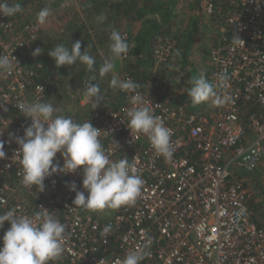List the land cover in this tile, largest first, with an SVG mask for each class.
<instances>
[{
	"label": "built area",
	"instance_id": "built-area-1",
	"mask_svg": "<svg viewBox=\"0 0 264 264\" xmlns=\"http://www.w3.org/2000/svg\"><path fill=\"white\" fill-rule=\"evenodd\" d=\"M197 7L211 26L205 73L213 84L218 74H227L228 87L216 91L230 99L217 106L213 97L201 109L190 110L137 89L143 104L171 130L170 160L156 154L147 136L126 126L127 111L142 106L132 103L135 93L122 91L119 109L92 113L93 101L73 92L71 100L59 104L58 92L52 94L36 81L25 61L24 51L35 42L38 24L0 15V55L11 58L12 53L20 66L0 74L5 152L0 159V214L15 209L18 215L33 216L47 210L66 224L65 250L51 264H115L140 250L148 253L140 264H264V228L253 220L252 196L243 179L264 162V0H197ZM235 34L244 44L233 42ZM175 45L173 38L161 39L154 49L156 62H168ZM25 99L53 103L61 110L58 114L77 123L91 120L109 132L100 137L106 154L113 161L126 156L144 181L135 203L102 211L75 206V192L69 190L73 181L87 196L82 168L46 178L43 192L23 186L18 145L9 134L22 136L31 123L14 106ZM62 105L71 109L69 114ZM77 108L85 112L83 118L73 112ZM54 163L63 165L60 153ZM109 225L110 232L103 234ZM9 227L6 221L0 229V246Z\"/></svg>",
	"mask_w": 264,
	"mask_h": 264
},
{
	"label": "clouds",
	"instance_id": "clouds-1",
	"mask_svg": "<svg viewBox=\"0 0 264 264\" xmlns=\"http://www.w3.org/2000/svg\"><path fill=\"white\" fill-rule=\"evenodd\" d=\"M23 11L21 3H10L9 0H0V15L11 17ZM51 15L49 7L42 8L37 13V22L41 25L47 22ZM98 21L103 22L106 18L100 16ZM235 44H244L239 35L235 34ZM109 49L111 56L105 59L98 70L94 67L95 58L86 50L81 51V42L76 41L71 47L57 44L48 55L55 61V66H73L77 62L86 66L87 70L94 73L84 83V95L92 99V109L99 107L103 99L99 84L93 83L99 77L112 73L115 69L114 61L126 56L129 45L126 37L113 29L110 33ZM37 47L31 54L39 56L43 51ZM20 67L16 57L12 55H0V74H10L14 68ZM228 76L226 73L218 74V82L210 83L205 77H190L187 96L193 105H198L215 97L213 103L222 105L230 99L229 96L217 94V88H226ZM110 85L114 89L133 92L132 103L136 106L127 111V127L131 133L147 136L151 147L157 155L170 160L173 151L170 144L171 130L164 125L159 117L152 114V109L143 104V98L137 89L140 85L130 78L120 80L113 76ZM41 88H43L41 86ZM19 113L31 121L24 128L22 136L9 134L14 138L18 149L22 184L25 187L43 192L45 179L53 174L67 175L75 173L82 168V186L87 192L77 189L73 181L69 190L75 192L73 204L90 211H102L104 209H118L121 206L134 204L140 195L144 183L140 175L136 174L134 164L124 159L113 161L106 154L100 137L101 131L93 126L91 120L83 123L74 122L71 117L58 114L61 110L43 100L18 101L14 105ZM113 140V138H112ZM114 142V141H113ZM115 143V142H114ZM116 144V143H115ZM117 145V144H116ZM4 141L0 140V159L5 157ZM63 157V165L54 163L57 155ZM44 209L43 207H40ZM9 222L10 227L4 232L2 246H0V264H51L58 260L64 250L67 239L68 226L61 223L47 210L36 212L33 216L18 215L15 209L0 214V229L4 223ZM111 226L103 229V234L109 233ZM150 239L149 242L150 243ZM148 245H145V248ZM148 255L143 250L129 252L122 260L117 259L115 264H140Z\"/></svg>",
	"mask_w": 264,
	"mask_h": 264
},
{
	"label": "trees",
	"instance_id": "trees-1",
	"mask_svg": "<svg viewBox=\"0 0 264 264\" xmlns=\"http://www.w3.org/2000/svg\"><path fill=\"white\" fill-rule=\"evenodd\" d=\"M93 3H97L100 6L98 12H91L92 9L89 4L85 5L83 8L84 12H89L90 16L95 15L96 18H91L92 27L95 29L98 34L97 36L100 39L106 37L109 39L110 35L106 34V32H110L115 29L117 31L122 30L123 27L130 25L133 29L131 31L121 32V35L124 34L126 36L127 43L129 45L128 55L122 56L121 59L115 60L119 61V66L122 68L123 63L126 60H130L131 58H135L134 65L131 64L124 68H119V66L115 67L116 71L127 72L125 76L130 78L135 83L140 85V88L145 92L151 95L154 99L166 104V105H174L169 102H166L165 96H157L153 92H150L148 84L144 82L142 79L140 82L137 81L138 70L144 71L148 67H150L155 60L153 54L154 49L159 43V39L161 36L171 37L175 40V48L172 52V55L169 59V63L184 72L188 77H198L203 76L208 80L207 75L201 74L196 65L192 62L191 56L193 52L194 45L197 42V35L199 32V11L198 14L195 15L192 22L189 23L183 30V32L179 35H174V27L176 24V19L178 18L175 11L176 6L179 3V0H89ZM197 4V0H195ZM89 3V2H88ZM91 5V4H90ZM103 10H105L104 14H102ZM101 11V12H100ZM23 12V11H22ZM24 13V12H23ZM104 16L106 19V26H104L103 22L98 21V17ZM16 20L19 22V16L14 15ZM89 17V16H88ZM89 19V18H88ZM104 20V21H105ZM78 23V22H77ZM76 23V24H77ZM95 23V24H94ZM37 24V23H36ZM39 26V24H38ZM104 26V27H103ZM111 26H114L112 28ZM103 27V28H102ZM57 29V28H56ZM55 29V30H56ZM54 30V31H55ZM60 30V29H58ZM53 31L47 28H43L39 26V33L35 42L28 45L26 50L24 51V57L26 64L32 68V70L36 73V81L46 86L50 93L57 94L56 92H60L63 90V86L65 82L59 78L58 70H61L65 73V75H73L75 77L76 83H74L73 79H71L68 83L73 84V88L69 90L74 94H78L79 98H89L86 97L84 93V83L88 82L89 77L94 73H91L87 70L86 66L77 62L73 66H61L60 68L55 66V61L52 57L48 55V51H51L57 44H63L66 47H71V44L76 42L78 38H76V31L74 32V41H72L73 36H67L66 34H61L59 31ZM87 31L86 23H82L80 26V31ZM89 37V36H88ZM88 39V38H87ZM159 40V41H158ZM81 42V51H83L86 42L79 40ZM90 41V40H89ZM101 43V42H100ZM103 43V42H102ZM101 43V44H102ZM110 44V41H109ZM42 48L43 51L39 56L33 57L32 52L37 48ZM109 48V47H108ZM88 51V50H87ZM110 51V49H109ZM108 54H98L95 58L94 67L98 70L99 66L104 62L105 59L110 58V53ZM90 55L93 56L94 52L88 51ZM102 57V58H101ZM130 58V59H129ZM114 61V62H115ZM118 64V63H117ZM195 65V66H194ZM130 68H134L136 72L130 70ZM136 73V74H135ZM97 79L92 81L93 83L99 84L101 88V94L103 99L99 103V107L95 110L91 108L92 112H98L101 110H105L107 108L119 109L120 105H116L110 102L107 98L110 93L116 94L118 96H123L122 91L119 89H113L111 92H108L109 88H111L109 77H112L113 72L107 74L104 77H99L98 71L95 73ZM73 77V78H74ZM190 87L188 83L187 89ZM62 88V89H61ZM91 99V98H89ZM181 102L179 104L181 107L195 110L201 109L204 106V102L193 105L188 96L187 91L182 96H180ZM92 100V99H91ZM178 104V103H177ZM176 104V105H177ZM253 220L254 222L261 228H264V224L261 220L256 216L257 207L250 203ZM117 239V236H116ZM113 240V241H116Z\"/></svg>",
	"mask_w": 264,
	"mask_h": 264
},
{
	"label": "rangeland",
	"instance_id": "rangeland-1",
	"mask_svg": "<svg viewBox=\"0 0 264 264\" xmlns=\"http://www.w3.org/2000/svg\"><path fill=\"white\" fill-rule=\"evenodd\" d=\"M10 3H21L23 6V12L18 13L17 15L19 18V23L23 24L24 22H32L37 23V13L44 7H49L51 9V15L48 17L47 22L42 26L44 29L47 28L51 33L53 31H59L61 34H66L67 36H73L72 41H74V32L76 31V38L86 42L87 44L83 49L87 46L88 51L94 52L93 57H96L98 54H108L106 52L109 51V41L108 38L104 37L100 39L97 36L98 32L93 29L91 18H96L95 15L90 16V11L98 12L100 6L97 3H93L89 0H9ZM89 2V3H88ZM89 4L91 6V10L89 12H84L83 8L85 5ZM91 4V5H90ZM197 4L195 0H179L178 5L176 6V15L180 18L183 22V28L189 25L192 22L197 12ZM101 12V11H100ZM105 10H103L102 14H104ZM179 14V15H178ZM200 14V13H199ZM89 16V17H88ZM89 18V19H88ZM78 22V23H77ZM77 23V24H76ZM82 23H86L88 30L80 31V26ZM180 23V21L178 22ZM178 23L175 24L174 31L177 32ZM95 24V23H94ZM104 26H106V20L103 21ZM103 26V27H104ZM102 27V28H103ZM114 28V26H111ZM132 27L130 25L123 27L122 30L119 32L124 31H131ZM182 28V29H183ZM185 29V28H184ZM54 31V32H55ZM183 31V30H181ZM205 29L202 28V35L198 37L196 44L194 45L193 52H192V62L196 65L197 70L205 75V71L207 70V48L209 47V31L204 32ZM204 32V33H203ZM179 33V32H178ZM177 33V35H178ZM106 34L110 35V32H106ZM174 34V33H173ZM176 35V34H174ZM89 36V37H88ZM122 36L126 37L124 34ZM88 38V39H87ZM164 37L161 36L159 40L163 39ZM171 38V37H170ZM77 39V41H78ZM90 40V41H89ZM158 40V41H159ZM102 44H101V43ZM110 53V51H109ZM111 54V53H110ZM111 56V55H110ZM109 56V57H110ZM102 58V57H101ZM121 59V58H120ZM130 59V58H129ZM119 60V59H116ZM135 58H131L130 60H126L122 65L125 69L126 66L131 64L134 65ZM115 67L119 66V61L114 62ZM118 63V64H117ZM194 65V66H195ZM119 68H121L119 66ZM121 68V69H122ZM133 72H136L134 68H130ZM125 73L127 72H119L114 69L112 77L118 76L120 80H125ZM136 74V73H135ZM58 75L61 80L65 82L63 86V90L58 92L57 94V101L59 104H64L65 102L71 100L69 96H71L72 91L70 88H73V84H69L68 82L73 79L74 83H76L75 77L73 75H65V73L61 70H58ZM137 81H141L142 79L148 86L150 87V92H153L157 96H165L166 102L176 105L179 102L180 96L182 92H179L183 89L184 86H188V77L185 75L184 72L180 71L169 62L165 63H154L145 69L144 71L138 70ZM74 77V78H73ZM109 77V81L112 79ZM77 84V83H76ZM62 89V88H61ZM114 88H109L108 92H111ZM75 97H78L76 93ZM75 99V98H74ZM110 102L117 105H120L123 101L122 96H118L116 94L110 93L107 98ZM59 108V107H58ZM60 109V108H59ZM61 109L67 110L66 105H62ZM71 110V109H70ZM65 111V113L69 114V111ZM76 116L83 118L85 112H82L81 109L73 110ZM245 180L249 192L252 196V204L257 207L256 216L261 220L264 224V162L259 166L258 170L255 171L253 174H248L243 176Z\"/></svg>",
	"mask_w": 264,
	"mask_h": 264
},
{
	"label": "crops",
	"instance_id": "crops-1",
	"mask_svg": "<svg viewBox=\"0 0 264 264\" xmlns=\"http://www.w3.org/2000/svg\"><path fill=\"white\" fill-rule=\"evenodd\" d=\"M197 7V6H196ZM195 9H197L195 12H198V7L197 8H195ZM198 14V13H197ZM179 15V14H178ZM180 21V23H178ZM176 23H178V29H177V32L176 31H174L173 33L174 34H176L177 35V33H178V35L179 34H181L183 31H181V30H184V28H183V22L180 20V18L178 17L177 19H176ZM210 25L207 23V20L205 19V17H203V16H199V32H198V35H197V40H198V37L199 36H201L202 35V28H204L205 29V31L204 32H206V31H209V29H210ZM183 28V29H182ZM203 32V33H204ZM209 34H210V31H209ZM209 37V36H208ZM207 49L209 48V47H206ZM206 57H207V61H206V63H207V68H208V50H207V54H206ZM186 91H187V87L186 86H184L183 87V89H181L179 92H182L181 93V95H183L184 93H186ZM180 102H181V100H180ZM178 104H179V102H177Z\"/></svg>",
	"mask_w": 264,
	"mask_h": 264
}]
</instances>
